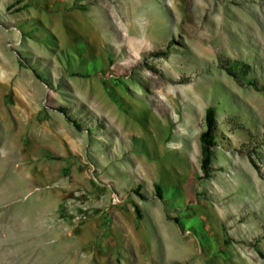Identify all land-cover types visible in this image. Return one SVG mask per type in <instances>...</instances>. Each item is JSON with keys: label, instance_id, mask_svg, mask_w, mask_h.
Listing matches in <instances>:
<instances>
[{"label": "rangeland", "instance_id": "obj_1", "mask_svg": "<svg viewBox=\"0 0 264 264\" xmlns=\"http://www.w3.org/2000/svg\"><path fill=\"white\" fill-rule=\"evenodd\" d=\"M158 252L264 264V0H0V264Z\"/></svg>", "mask_w": 264, "mask_h": 264}, {"label": "trees", "instance_id": "obj_2", "mask_svg": "<svg viewBox=\"0 0 264 264\" xmlns=\"http://www.w3.org/2000/svg\"><path fill=\"white\" fill-rule=\"evenodd\" d=\"M80 9L87 10L86 7L80 6ZM235 67L238 68V72H235ZM225 68L229 73L232 75H241L244 79H247L248 83L253 86H257L256 83L250 79L247 78V72H245L246 65H242L239 61L230 62V64H226ZM216 108L209 107L206 110V116H205V122H206V130L201 133L200 141H201V169L204 173V178L211 177V173L213 171L212 168V162L214 158V147L216 145ZM61 113L67 116L68 119V113L65 108L59 109ZM75 123V122H74ZM77 128H81L78 124H75ZM155 188L157 190V197L162 200L163 199V193L162 189L159 185H155ZM141 199L144 201H147L148 198L141 195ZM136 217L138 219H141L142 213L141 208L138 204L134 205ZM179 264V263H177Z\"/></svg>", "mask_w": 264, "mask_h": 264}, {"label": "crops", "instance_id": "obj_3", "mask_svg": "<svg viewBox=\"0 0 264 264\" xmlns=\"http://www.w3.org/2000/svg\"><path fill=\"white\" fill-rule=\"evenodd\" d=\"M163 251V250H162ZM165 252V249H164ZM154 256V255H153ZM156 260L160 263V264H171L169 261L167 262L166 258H164V256H166V253L162 254L161 252H158L157 255H155ZM135 264V263H134Z\"/></svg>", "mask_w": 264, "mask_h": 264}, {"label": "bare ground", "instance_id": "obj_4", "mask_svg": "<svg viewBox=\"0 0 264 264\" xmlns=\"http://www.w3.org/2000/svg\"><path fill=\"white\" fill-rule=\"evenodd\" d=\"M166 88V87H165ZM166 93H167V95H171L170 94V91L169 90H167V88H166ZM159 103V102H158ZM160 107H161V105H159ZM162 106H164V105H162ZM159 109V108H158ZM162 110V109H161ZM163 112H164V109H163ZM9 156H8V154L7 153H5V156H1V159H7ZM9 161V160H8ZM15 175V174H14Z\"/></svg>", "mask_w": 264, "mask_h": 264}, {"label": "built area", "instance_id": "obj_5", "mask_svg": "<svg viewBox=\"0 0 264 264\" xmlns=\"http://www.w3.org/2000/svg\"><path fill=\"white\" fill-rule=\"evenodd\" d=\"M77 218H79V217H77Z\"/></svg>", "mask_w": 264, "mask_h": 264}]
</instances>
